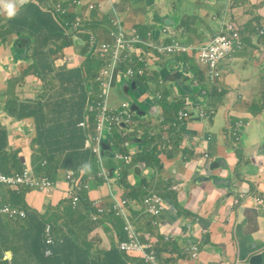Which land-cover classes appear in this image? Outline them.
Returning <instances> with one entry per match:
<instances>
[{
    "label": "crops",
    "instance_id": "0c3cea01",
    "mask_svg": "<svg viewBox=\"0 0 264 264\" xmlns=\"http://www.w3.org/2000/svg\"><path fill=\"white\" fill-rule=\"evenodd\" d=\"M235 1L234 5L231 0H188L198 10L191 26L184 22L187 14L175 24L156 16L165 7L175 11L173 0H154L139 8L105 0L109 7L104 20L100 8L84 10L87 27L95 33L97 27L106 41H112L111 20L118 15L126 28L137 26L153 35L159 31L163 36L158 43L176 39L186 46L210 42L221 31L224 19H232L244 44L241 51L218 63L217 75L190 53L163 56L148 68L137 61L145 74L135 81L144 91L135 102L145 115H134L135 128L122 139L125 154L114 148L113 138V152L101 150L98 156L85 146L87 135L95 134L94 126L88 131L79 126L88 103L84 57L89 32L70 31L72 44L64 46L66 31L47 10L54 3L0 0V169L14 176L31 167L38 176H57L59 182V188L48 193L26 186H0V264H246L243 259L249 251L260 261L264 249V140L258 130L264 126V53L256 27L263 25L264 0ZM8 3L16 9L12 18L7 16ZM149 10H154V18ZM165 28L170 33L164 34ZM173 56L187 58L180 62L171 59ZM183 65V81L192 88L187 93L173 84L181 78L178 69ZM254 76L258 80L255 93ZM116 83L110 105L123 109L116 105L115 94L124 101L128 97ZM155 84L159 89L152 95L149 86ZM188 98L193 105L202 104L198 105L202 110L212 109L214 115L206 120H178L181 110L195 114V107L186 103ZM154 100L156 112L151 108ZM216 121H224L228 129L224 144L215 139ZM236 127L238 134L232 136ZM113 153L129 156L131 163L115 160ZM141 154H150L151 162H140ZM66 171L83 176L86 188L76 204H72L64 181ZM95 173L101 183L93 177ZM146 192L166 200L167 209L159 217L143 216ZM121 199L129 201L126 213L140 241L149 245L146 254L153 253V263L139 252L119 250V242L128 239L124 219L112 212V206ZM47 201L52 219L40 215L45 213ZM95 201L110 211L93 219ZM5 205L28 209L30 214L14 221L1 212ZM47 226H51L52 245L45 243ZM195 244L199 255L192 260L188 250ZM5 251L12 253L11 261L3 258ZM229 251L235 256L233 263L227 262Z\"/></svg>",
    "mask_w": 264,
    "mask_h": 264
},
{
    "label": "built area",
    "instance_id": "2783aa9c",
    "mask_svg": "<svg viewBox=\"0 0 264 264\" xmlns=\"http://www.w3.org/2000/svg\"><path fill=\"white\" fill-rule=\"evenodd\" d=\"M67 6L60 3L55 5V11L59 15L67 17L64 23L65 29L69 26L67 32L78 31L85 25L86 15L84 10L92 12L97 10L99 2L102 0H66ZM76 11H72L71 9ZM73 16V17H72ZM164 34L170 33L168 28L163 30ZM262 33L264 34V27ZM111 35L114 38L113 43H100L96 35H92L90 38V44L93 52L98 54L99 57L106 61V65L99 71L96 83L98 84V94L96 98L88 105V113L94 115L95 120V134L93 136L87 135V144L91 151L95 154L99 153V143L103 137V133L108 131L112 132L115 126L119 127L121 122L126 125H130L132 121L131 114L116 112L109 105V96L111 93L112 85L119 74L132 78L133 76H140L144 74L145 68H135L134 64L136 61L143 62L144 67H149L156 62L161 60L163 56L170 55H181L183 53H190L195 55L196 60L200 64L208 65L211 69V74H218V63L223 57L230 52L232 49L231 41L226 37L222 36L217 39L201 45V46H186L180 41L172 39L171 42L158 43L154 41V35L152 31L143 33L140 28L133 26L126 28L120 21L113 22V30ZM153 48L156 49L158 54L157 59L152 58L149 54H144L141 48ZM198 119L206 120L208 115L203 111L199 110L196 114ZM79 126L84 129L87 128V123L82 122ZM235 133H238V128L233 129ZM91 143L94 145L91 146ZM117 159H123L126 163H129L128 157H121L120 155L115 156ZM207 158V157H206ZM77 180V177L71 171H66L64 181L69 186L70 196L73 199V204L78 202L80 199L77 192L86 186H81ZM0 186L6 188H19L26 186L39 192H51L54 188V183L51 182L47 177L38 176L31 167H25L24 170L16 176H8L0 170ZM257 205H260V201H255ZM160 200L154 198V200H146L148 211L157 216L160 214ZM100 202H95L94 205H98ZM126 200L116 201L113 210L117 216H123L126 219L125 206ZM99 212H104V209H99ZM1 212L7 215L10 219L17 220L18 218H26L27 212L24 210L16 209L12 206L5 205ZM127 232V242H123L120 248L125 253L139 252L143 254L147 262L153 263V253L149 256L146 254L147 245L140 242L138 235L135 232L133 226L127 222L125 227ZM45 243L52 245L53 240L50 235V226L45 228ZM50 254V251H46ZM192 259H197L198 249L193 247L191 249Z\"/></svg>",
    "mask_w": 264,
    "mask_h": 264
},
{
    "label": "clouds",
    "instance_id": "9594fccd",
    "mask_svg": "<svg viewBox=\"0 0 264 264\" xmlns=\"http://www.w3.org/2000/svg\"><path fill=\"white\" fill-rule=\"evenodd\" d=\"M232 1V0H231ZM57 3H60V2H57ZM57 3H54V5L53 6H51V7H49L48 8V10L53 14V15H55V16H57V17H59V16H63V15H59L56 11H55V5L57 4ZM100 6H101V1L99 2V6H98V9L100 8ZM6 8H7V16L9 17V18H12V17H14L15 15H16V9H15V7H14V5L13 4H11V3H8L7 5H6ZM97 9V10H98ZM65 18H66V20H67V17L66 16H64ZM73 17V16H72ZM114 21H120L121 22V24L123 23V20H120L119 18H118V15H116V17L115 18H113L112 20H111V29H110V35H111V32H112V30H113V22ZM65 23V22H64ZM133 27V26H132ZM263 27H264V25H259V26H257L256 27V37H257V39L259 40V44H260V46H261V52H263L264 53V34L262 33V31H263ZM68 28H69V26L67 27V29H65V31L67 32V30H68ZM129 28H131V27H129ZM82 29H85L86 31H88L89 32V37H88V40H87V45H89V50H88V53H87V55L84 57L86 60H88L90 57H92V56H96V57H98V58H100L99 57V55L98 54H96V53H94L93 52V49H92V47H91V44H90V38H91V36L94 34V35H96L97 36V38H98V41L100 42V40H99V37H98V35H97V33H95V32H91L92 31V29H90V28H88L87 27V25H86V22H85V25L83 26V28ZM75 32H76V30H75ZM241 31H240V29L234 24V22H233V20L232 19H224V22H223V26H222V28H221V31L220 32H218L214 37H212V39L210 40V41H212L213 39H217V38H219V37H222V36H226L230 41H231V43H232V49L230 50V52L228 53V54H226L224 57H223V59L225 58V57H227V58H230V57H232L235 53H238L239 51H241L243 48H244V44H243V41H242V36H241V33H240ZM111 38H112V41H106V42H103V43H113L114 42V38H113V36L111 35ZM101 43V42H100ZM101 59V58H100ZM222 59V60H223ZM101 60H103V59H101ZM221 60V61H222ZM103 61H105V60H103ZM197 61V60H196ZM137 62V61H136ZM136 62H135V64H134V67L135 68H144V67H137L136 66ZM106 65V61H105V64L100 68V70L104 67ZM208 66V65H207ZM209 67V66H208ZM99 70V71H100ZM99 71H98V73H97V76H98V74H99ZM144 74H145V71H144ZM144 74L143 75H140V76H133L132 78H130V77H127V76H124V75H122V74H119L117 77H116V79H115V81H114V83H113V85L115 84V82L116 81H122L124 78H127L129 81H132V80H134V81H136L139 77H142V76H144ZM97 76H96V79H97ZM85 84L89 87V88H87V96H88V103H87V108H86V113H85V116H84V120L82 121V122H86L87 123V127H89L90 128V126L91 125H93L94 127H95V120H94V115L93 114H89L88 113V105L96 98V96H97V94H98V84L96 83V80L94 79V81H92L91 79H89L88 77L86 78V82H85ZM93 85H95L94 87H92ZM113 85H112V89H113ZM112 89H111V92H112ZM110 97H111V93H110V96H109V100H108V102H109V105H110ZM125 102V101H124ZM187 103V105H189V106H192V107H195V109H196V111H195V114H193V113H191L190 111H187V110H181V111H179L178 112V114H177V119L178 120H187V119H190V118H193V117H197L196 116V114H197V112L199 111V110H201V111H203L206 115H208V118H210V117H212L213 115H214V111L212 110V109H209V110H202V108L200 107V106H198V105H202V104H198V103H196L195 105H193L192 103H188V102H186ZM124 106V103H122V107ZM110 107H111V105H110ZM112 108V107H111ZM116 112H119V113H128V114H131V116H132V121H131V124L130 125H126L124 122H121V123H123L124 124V126L125 127H127V128H129V129H126V128H124V127H122V126H120V124H119V127H118V132L120 133V138H121V140L122 139H125V137H126V135L127 134H129V131L130 130H133V127L135 128V125H134V115L132 114V113H129V112H127L125 109H124V107H123V109H119V108H117V109H114ZM207 118V119H208ZM92 120H93V124H92ZM201 120V119H200ZM81 122V123H82ZM80 123V124H81ZM79 124V125H80ZM104 133H108V134H111L112 136H113V138H114V135H113V133H109L108 131H105ZM104 133H103V137H104ZM237 134L238 133H235L234 132V130L232 129V131H231V135L232 136H237ZM102 137V138H103ZM238 138H236V140H237ZM101 141H102V139H101ZM101 141H100V143H101ZM100 143H99V153L98 154H95V155H100V152H101V147H100ZM94 144L93 143H91V146H93ZM85 146L87 147V148H89L88 147V144H87V141H85ZM90 149V148H89ZM113 158L115 159V160H119L120 162H122V163H124V164H130L131 163V158L129 157V156H124V155H122V154H119V153H113ZM116 155H120L121 157H128L129 159H130V161H129V163H126L123 159H117L115 156ZM206 160L209 162L210 160H209V158L207 157L206 158ZM98 161H101V159L99 158L98 159ZM1 170V169H0ZM24 170V169H23ZM22 170V171H23ZM2 171V170H1ZM21 171V172H22ZM3 172V171H2ZM72 172V171H71ZM4 173V172H3ZM102 173H103V171H102ZM5 174V173H4ZM7 175V174H6ZM8 176H11V175H8ZM14 176H16V175H14ZM77 181V180H76ZM78 183L81 185V186H85V185H83L80 181H78ZM11 189V188H10ZM14 189V188H13ZM82 190V189H81ZM80 190V191H81ZM80 191H78L77 192V195H78V197H79V199H80V196H79V194H80ZM70 197V199H71V201H72V204H73V199H72V197L71 196H69ZM154 198H157V199H159L160 200V205H159V207H160V209H159V211H160V214L159 215H157V216H153V214L152 213H150L149 211H148V206H147V204H146V200H154ZM81 200V199H80ZM79 200V201H80ZM122 200H126V199H121V200H117V201H122ZM78 201V202H79ZM127 201V204H126V206H125V213H126V211H127V207H128V205H129V201L128 200H126ZM95 202H100V201H95ZM95 202H93V204H92V207L95 209L94 211V213H92V216H93V219H96V217L97 216H99L100 214H102V213H107V212H109L110 210L109 209H105V208H103L102 206H101V204H98V205H94V203ZM116 202V201H115ZM77 203V202H76ZM75 203V204H76ZM101 203V202H100ZM115 204V203H114ZM114 204H113V206H112V212L115 214V212H114V210H113V207H114ZM104 209V212H99L98 210L99 209ZM167 209V202H166V200L163 198V197H161L160 195H158V194H155V193H150V195L149 194H146L144 197H143V199H142V214H143V216H146V217H159L162 213H164L165 212V210ZM116 215V214H115ZM129 215V214H128ZM128 215H127V213H126V219L123 217V216H117V217H119V218H123L124 219V227H123V231H124V233H125V235H126V237H127V232H126V230H125V227L127 226V222H129L132 226H133V228H134V225H133V223H132V221H130V218L128 217ZM134 230H135V228H134ZM135 232H136V230H135ZM137 233V232H136ZM137 235H138V239H140V236H139V234L137 233ZM128 239V238H127ZM141 242V241H140ZM123 242H119V250L121 251V252H123L122 250H121V248H120V245L122 244ZM142 243V242H141ZM193 247H197V249H198V255H199V247H198V245L197 244H195V245H193V246H191L190 248H189V250H188V253L190 254V258L192 259V257H191V249L193 248ZM123 253H125V252H123ZM4 259H7V260H9V261H11V258H12V253L10 252V251H5V253H4V257H3ZM197 259H198V257H197ZM197 259H195V260H197ZM192 260H194V259H192Z\"/></svg>",
    "mask_w": 264,
    "mask_h": 264
},
{
    "label": "rangeland",
    "instance_id": "374dc122",
    "mask_svg": "<svg viewBox=\"0 0 264 264\" xmlns=\"http://www.w3.org/2000/svg\"><path fill=\"white\" fill-rule=\"evenodd\" d=\"M153 1L154 0H140L139 3H134L135 0H119V3L120 4H123L124 5V8H127V7H138L139 8V7H146V6L152 5L153 4ZM166 1H167V3H172V0H166ZM173 1L175 2V5H176V14L180 17V20L182 21L183 15L187 14V18L184 20V22L188 26H191V24L194 23V21H195L194 20V17L196 16V14H198L197 7L192 6L188 2V0H173ZM57 2H61L62 5L67 6V1L66 0H47L46 3L53 4V3H57ZM235 2H236L235 0H232V4L234 3V5H235ZM107 6L109 7V5L105 3V0H102L101 1V6H100V10H99V11H101L102 15L104 16L102 18V20H104L105 17L107 16ZM71 10L72 11H76L73 8ZM155 11H157V10H155ZM129 15L130 14H128L127 17H129ZM149 16H150V18L152 16V11L151 10H149ZM90 17H91V15H90ZM93 19L94 18L91 17V19L89 21H91ZM262 22H263V25H264V21H262ZM165 26L166 25L163 24V26L161 27V30ZM94 30L96 31V33H97V35H98L99 40H100L101 43L106 42V40H108V39H104L101 36L100 30L97 27H94ZM172 34L173 35H176V36L178 35L177 31H174V30H172ZM161 36H163V35L159 31H157L155 33V35H154V41H158ZM67 37H69L68 32H66V34L63 37V39H66ZM141 51L145 55L146 54H149L153 59L154 58L157 59V57H158V54L156 52V49L143 47V48H141ZM186 58H187L186 56H178V57L177 56H173V57H171V59L178 60L180 62L184 61ZM169 62L170 61H168V63ZM168 67L170 68L171 65L168 66ZM254 80H255V88H254V93H255L258 90V80L255 78V76H254ZM168 84H169V82H167V85ZM118 89H120V88H118ZM156 89H159L158 84H155V87L149 86V93L153 95V93H155V90ZM122 96H123V94H122ZM144 96L146 97V94ZM115 100H116V105H118V107H122V102L125 99L122 98L120 96V94L117 92L115 94ZM142 105L145 106L146 105V102L143 101L142 102ZM151 108L152 109L154 108L155 109V112L158 110L157 109L156 100H154V102L152 103ZM215 108H217L218 110H221L218 106H215ZM216 127L218 128V131L217 132H214L215 139L220 144H224L225 143V139L229 137V132H228V129L225 127V122L224 121H216ZM168 129H169V127H168ZM258 133H259V136H260L261 140H264V126H260V128L258 130ZM113 135H114V139L115 140H118L120 138V133L118 131H114ZM203 157L205 159L208 156L207 155H203ZM52 181L54 183V188H53V191L52 192H54L57 188H59V182L57 181V176H53ZM148 182L151 185L153 183L152 180H149ZM149 188L151 189L152 187H149ZM146 193L150 195L151 192H146ZM19 197L21 199V196H18V198ZM20 204L21 205H26L23 202L20 203ZM40 215L43 216L45 219H52L54 217V214L50 211V203L48 201L45 204V213L44 214H40ZM234 261H235V256L233 255L232 251H229V253L227 255V262H229V263L232 262L233 263Z\"/></svg>",
    "mask_w": 264,
    "mask_h": 264
},
{
    "label": "water",
    "instance_id": "95a60500",
    "mask_svg": "<svg viewBox=\"0 0 264 264\" xmlns=\"http://www.w3.org/2000/svg\"><path fill=\"white\" fill-rule=\"evenodd\" d=\"M167 10H168L167 7L164 8V12L158 10L156 12V16H158V18H161L160 20H164V17L166 15L165 12H167ZM151 18H154V10L152 11ZM28 42L30 43V40H28ZM11 60L13 65H15L16 61L13 58ZM183 69H186L184 65L178 69V71L181 73L182 76L181 78L174 80L173 84L178 91L182 90V92L185 93L191 92L192 88L190 84L187 81H183V79H185L184 76H186ZM116 85L117 87H120L122 93L126 97H128V100L124 102V106H123L124 109L127 112L132 113L133 115H136L138 117H144L145 111L135 102V99H139L144 94L143 89L140 88L134 80L129 81L127 78H124L122 82L117 81ZM147 100H150V97H148ZM188 100H189L188 103H192V101L189 98ZM120 126L129 129L125 127L123 123H121ZM132 131L133 130H130L129 133H131ZM112 143H113V136L111 134L104 133V137L100 143L102 152L112 153L113 152ZM112 156L114 155L112 154ZM188 227H191V224L186 225L185 228ZM243 261L246 264H264V249L261 252L260 261H258V258L255 256V252H251V251H249V253L246 255L245 259H243Z\"/></svg>",
    "mask_w": 264,
    "mask_h": 264
},
{
    "label": "trees",
    "instance_id": "16d2710c",
    "mask_svg": "<svg viewBox=\"0 0 264 264\" xmlns=\"http://www.w3.org/2000/svg\"><path fill=\"white\" fill-rule=\"evenodd\" d=\"M46 7V6H45ZM47 8V7H46ZM48 10V9H47ZM55 16V15H54ZM57 19H58V21L60 22V25H61V27H62V29L63 30H65V25H64V22H66V18L64 17V16H59V17H57V16H55ZM85 29H80V30H78V31H76V34L78 33V32H82V31H84ZM63 33H64V35H65V32L63 31ZM64 35L62 36V38L64 37ZM72 39L73 38H69V37H67L66 39H64V46H69V45H71L72 44ZM61 48H63V46L62 47H59L58 48V50H60ZM88 49H89V45H88ZM105 64V61H103V60H101L100 58H98V57H96V56H92V57H90L88 60H87V62H86V69H87V76H88V78L89 79H91L92 81H94V79H96V76H97V73H98V71L100 70V68L103 66ZM95 86V85H94ZM161 103L164 105V103H165V101L164 102H162L161 101ZM165 106V105H164ZM92 124H93V120H92ZM81 127V126H80ZM83 128V127H82ZM88 129H89V127H87ZM88 129H86L87 131H88ZM114 131H118V126H115L113 129H112V132L111 133H114ZM91 136H93V135H91ZM114 148L117 150V151H119L120 153H122V154H125L126 152H125V150L124 149H122L121 147H122V145H123V141L121 140V138H119L118 140H115L114 141ZM92 154H93V152L91 151V150H89ZM152 155H153V153H152ZM150 159H151V157H150V154H141L140 156H139V161L141 162V161H144V162H151L150 161ZM90 174V171H89V173L87 174V176ZM87 176L85 177V180H87ZM44 177H47V176H44ZM77 177V181H80L81 183H84V181H83V176H76ZM93 177H95L96 179H97V182L98 183H101V180L97 177V174L95 173V174H93ZM51 182H53L52 181V179H50L49 177H47ZM27 210V211H26ZM25 211L27 212V216L30 214V211H28V209H26ZM38 213V212H37ZM39 214V213H38ZM27 218V217H26ZM51 225V224H50ZM50 228H51V226H50ZM50 233H51V230H50Z\"/></svg>",
    "mask_w": 264,
    "mask_h": 264
},
{
    "label": "flooded vegetation",
    "instance_id": "af4514ba",
    "mask_svg": "<svg viewBox=\"0 0 264 264\" xmlns=\"http://www.w3.org/2000/svg\"><path fill=\"white\" fill-rule=\"evenodd\" d=\"M165 17H164V20H165V22H170V23H177V22H181V20H180V17L176 14V9H175V11H173V12H170V9L169 10H167V12H165ZM166 16H169V17H166ZM27 40H30V39H27ZM29 44H31V40H30V43Z\"/></svg>",
    "mask_w": 264,
    "mask_h": 264
}]
</instances>
